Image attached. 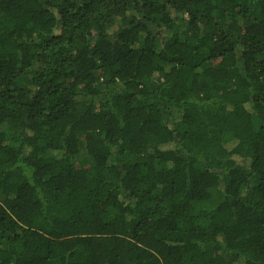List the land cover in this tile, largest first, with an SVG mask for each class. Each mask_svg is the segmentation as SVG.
Segmentation results:
<instances>
[{"label": "trees", "instance_id": "16d2710c", "mask_svg": "<svg viewBox=\"0 0 264 264\" xmlns=\"http://www.w3.org/2000/svg\"><path fill=\"white\" fill-rule=\"evenodd\" d=\"M0 264H264V0H0Z\"/></svg>", "mask_w": 264, "mask_h": 264}]
</instances>
